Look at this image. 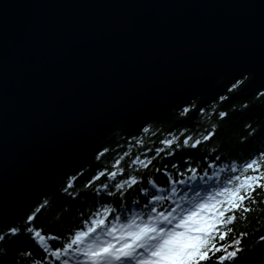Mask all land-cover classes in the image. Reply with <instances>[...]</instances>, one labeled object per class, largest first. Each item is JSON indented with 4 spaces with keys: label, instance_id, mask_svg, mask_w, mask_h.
<instances>
[{
    "label": "water",
    "instance_id": "obj_1",
    "mask_svg": "<svg viewBox=\"0 0 264 264\" xmlns=\"http://www.w3.org/2000/svg\"><path fill=\"white\" fill-rule=\"evenodd\" d=\"M264 89V0H0V223L104 140ZM243 264H264V239Z\"/></svg>",
    "mask_w": 264,
    "mask_h": 264
},
{
    "label": "snow or ice",
    "instance_id": "obj_2",
    "mask_svg": "<svg viewBox=\"0 0 264 264\" xmlns=\"http://www.w3.org/2000/svg\"><path fill=\"white\" fill-rule=\"evenodd\" d=\"M243 82V79L237 80L229 91L235 92ZM258 95L264 96V92ZM191 110L190 107H184L181 114L186 115ZM218 115L223 119L227 113L220 112ZM248 127L250 133L254 131L251 126ZM142 131L147 132L148 129ZM214 135L215 128L201 138L186 136L182 144L179 137L174 136L161 141L162 147L146 149L143 158L137 155L127 165L140 175H125V168L120 167L121 161L132 151L129 146L123 154L116 156L110 171L107 166L102 167L84 187L95 196L104 193L109 198H121L141 185V170H147L161 153L174 155V144L176 148H197L210 141ZM108 151L103 149L98 152L97 159L104 157ZM152 151L155 155L149 157L148 153ZM229 170L234 175L222 186L206 191L203 195L192 188L194 195L190 198L177 197L176 185L187 184L186 180H171V187L167 189L158 187L154 179L149 180L153 191L150 192L147 187L136 189L146 197L143 205L137 201L125 207L121 199L119 206H110L109 199L87 214L82 209L83 218L74 222L64 236L46 233L43 228L33 224L39 212L48 206L45 201L26 218L23 229L43 255L41 259H35L34 253L25 251L21 254L22 258L27 259L29 264H209L210 261L213 264H233L243 250L242 240L246 235L241 233L239 237L228 241L229 234L234 231L231 225L236 222L237 213H242L246 219L253 210L252 206L264 204V198H256L258 189L264 191V151L240 166L232 164ZM188 172L192 173L190 180L197 178L196 169L189 168ZM79 175L68 179L63 189L66 194H71L70 190L74 188ZM179 175L183 176V173ZM102 178L106 180L94 188L96 181ZM93 202L95 204V198ZM20 233V228L8 230L11 236ZM4 238L0 234V241ZM57 241L59 243L53 246V242Z\"/></svg>",
    "mask_w": 264,
    "mask_h": 264
},
{
    "label": "trees",
    "instance_id": "obj_3",
    "mask_svg": "<svg viewBox=\"0 0 264 264\" xmlns=\"http://www.w3.org/2000/svg\"><path fill=\"white\" fill-rule=\"evenodd\" d=\"M248 77L249 75H245L242 78L243 81L245 82ZM231 92L228 90L223 96L205 106L191 123L181 124L173 130L170 128L176 120L187 116L191 111L182 115L181 109L170 116L168 120L151 121L144 127L148 129L147 132H143V128L140 132L130 136L121 133L114 140H104L99 150L100 152L103 149H109L104 157L98 160L96 153L79 170L61 180L55 191L44 193L13 224L0 223V234L5 237L0 241V264H29V261L22 258L21 255L25 251H31L34 253L35 259H41L43 253L23 229L26 226V218L45 201L48 202V206L39 212L33 224L37 228H43L46 233L64 236L74 222L83 218L82 209L84 214H87L93 211L94 207L103 205L104 201L109 199H111L110 206H119L121 199L125 207L137 201L143 205L146 197L143 196L142 191L136 189L147 187L150 192L153 191L148 183L152 179L156 181L158 187L165 189L171 187V180L183 179L188 181L187 184L176 185L177 197L188 196L190 198L194 195L192 188H196L203 195L206 191L222 186L229 177L234 175L229 170L232 164L240 166L264 151V96L258 95V93L264 92V89L249 97H239L231 101L221 99L225 96L228 97ZM188 107L192 109L193 105ZM220 112L227 113V116L221 119L218 115ZM248 126H251L254 131L250 133ZM213 128H215V135L212 139L197 148H176L174 144V155H167L166 152L161 153L158 158L152 161V165L147 170H141L143 173L141 185H137L133 190L126 192L121 198H109L104 193L95 196L90 189L84 187L86 182L96 175L102 167L107 166L110 171L116 156L123 154L129 146H131L132 151L129 156L121 161L120 167L125 168V175L129 173L140 175L141 173L127 167L135 156L139 155L143 158L146 149L152 148L154 150L162 147L160 142L170 137L178 136L182 144L186 136H192L193 139L201 138ZM138 141H142V143H138ZM153 155H155L154 151L148 153L149 157ZM213 164L214 167L211 166ZM157 168L161 171H155ZM189 168L197 170L195 180L189 179L192 175L188 172ZM78 173L80 175L75 180L74 188L70 190L71 194H66L63 189L68 179L76 177ZM180 173H183V176L179 175ZM105 180L106 178H102L100 181H96L93 187H98ZM256 198L257 200L264 198V191L258 189ZM252 207L253 210L247 214L246 219L243 218L242 213L238 212L236 222L231 225L234 231L229 234L228 241L234 237H239L241 233L246 234L242 240L243 250L233 264H243L247 253L257 248L264 239V204H257ZM13 227L20 228L21 233L16 236L9 235L8 230ZM57 243L59 241L53 242V246H56ZM209 264H213V262L210 261Z\"/></svg>",
    "mask_w": 264,
    "mask_h": 264
},
{
    "label": "rangeland",
    "instance_id": "obj_4",
    "mask_svg": "<svg viewBox=\"0 0 264 264\" xmlns=\"http://www.w3.org/2000/svg\"><path fill=\"white\" fill-rule=\"evenodd\" d=\"M191 105H193L194 106V103H191L190 105H188V106H191ZM188 106H185V107H188ZM14 223V222H13Z\"/></svg>",
    "mask_w": 264,
    "mask_h": 264
}]
</instances>
